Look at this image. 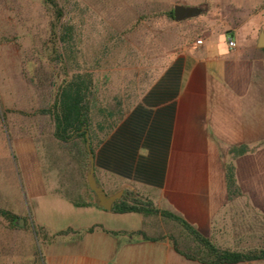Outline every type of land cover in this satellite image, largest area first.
Returning a JSON list of instances; mask_svg holds the SVG:
<instances>
[{"label": "crops", "instance_id": "1", "mask_svg": "<svg viewBox=\"0 0 264 264\" xmlns=\"http://www.w3.org/2000/svg\"><path fill=\"white\" fill-rule=\"evenodd\" d=\"M251 6L241 9L236 4V30L207 19L201 43L185 45L154 81L153 88L168 94L166 99L174 106L162 184L154 186L94 167L95 179L107 194L122 190L120 198L129 192L127 198L148 199L157 209L182 216L206 236L216 232L213 224L223 218L226 207L236 206V199L243 197L241 192L228 198L224 166L232 161L241 187L239 162L255 158L257 152L252 149L231 159L228 149L241 143L251 148L264 139V46H258L264 14L258 18L254 9L250 12ZM229 38L235 41L232 48L227 44ZM15 102L0 99V152L9 153L8 164L12 167V159L20 170L26 200L20 195L8 200L0 194V208L16 215L13 226L6 221L0 228L4 234L0 264H200L176 253L166 238L121 234L143 231L147 216L98 207L86 188L81 190L86 202L81 206L58 194V178L51 176L53 172L46 176L43 170L32 121L25 111L15 112L8 106ZM27 201L33 205L34 219L26 215ZM46 208L55 210L62 221L45 223ZM148 216L149 224L160 230L147 236L165 231L159 214ZM129 220L141 223L130 225ZM35 226L41 229L40 240Z\"/></svg>", "mask_w": 264, "mask_h": 264}, {"label": "rangeland", "instance_id": "2", "mask_svg": "<svg viewBox=\"0 0 264 264\" xmlns=\"http://www.w3.org/2000/svg\"><path fill=\"white\" fill-rule=\"evenodd\" d=\"M143 1L77 0L75 20L78 23L79 39L76 62L79 68L89 66L101 74H108L109 83H119L122 87L132 79L134 72L137 73L135 78L138 81L144 76V71L149 73L150 79H155L158 71L161 72L185 45L203 37L209 25L207 19H211L210 22L214 25L222 26L225 23L227 27L236 30V4L241 9L242 6L253 5L250 12L254 9L258 18L264 14V0H159L169 6L176 3L203 5L205 11L180 22L155 18L146 21L140 17ZM117 34L122 37L120 47L114 46ZM49 36L48 12L40 0H0V99H14L16 102L9 103L8 106L13 107L15 112L27 113L33 123V138L43 170L46 176L49 177V172H53L51 176L58 178L57 171L49 168L54 150L46 146L50 143L51 121L48 115L40 112L50 105L53 86L58 80L57 65L49 58ZM5 137L8 138L6 135ZM251 148L257 152L255 158L239 162L243 197L236 199V206L226 207L223 218L213 224L216 232H212L213 235L209 237L216 244L232 248L252 246L263 232L264 197L262 198L261 192H264V145L258 141ZM7 154L9 153L0 152L3 164L0 167V194L8 200L10 196L14 198L16 195L26 200L21 172L12 159V167L8 164ZM254 163L256 168L252 167ZM250 176H255L256 179L250 180ZM58 186L59 184L57 189ZM50 187L49 184L46 185L48 192H51ZM85 191L92 196L88 189ZM56 192L62 195V192ZM253 193L257 198L249 197ZM71 197L78 198L73 191ZM27 203L26 215L34 219L33 205L30 201ZM48 209L44 212L45 223L62 221L55 210ZM150 219L151 216L145 218L142 228L145 234L155 235L160 228L150 225ZM129 222L130 225H138L140 221ZM5 224L6 221L0 218L1 229ZM35 229L40 240L41 229L39 226H35ZM0 233V237H3L4 234ZM37 248L40 249L39 243ZM240 264H264V261Z\"/></svg>", "mask_w": 264, "mask_h": 264}, {"label": "trees", "instance_id": "3", "mask_svg": "<svg viewBox=\"0 0 264 264\" xmlns=\"http://www.w3.org/2000/svg\"><path fill=\"white\" fill-rule=\"evenodd\" d=\"M40 2L49 16V58L57 65L58 80L53 86L50 105L40 110L51 121L50 143L46 146L54 150L49 168L57 171V190L76 206L86 204L81 195L83 188L88 189L85 180L88 163L86 132L95 167L160 186L174 115V106L166 99L168 94L153 88L160 72L155 79H150L149 73L144 71L140 81L134 72L132 79L122 87L119 83H109L108 74H101L89 66L79 68L76 62L79 39L75 20L77 0ZM141 7L143 20H173V6L164 1L144 0ZM114 38V46L120 47L122 37L117 34ZM260 143L264 145V139ZM251 151L252 148L241 143L231 146L228 155L233 159ZM224 170L228 198L240 196L241 189L231 160L225 163ZM72 191L78 198L71 197ZM128 194L126 192L116 200L111 210L117 213L138 212L144 216L159 214L165 231L155 237H149L141 230L121 234H138L152 240L166 238L176 253L200 264L264 261V222L256 244L232 248L216 244L182 216L157 209L148 199L127 198ZM0 217L12 226L16 219L15 214L2 208Z\"/></svg>", "mask_w": 264, "mask_h": 264}, {"label": "water", "instance_id": "4", "mask_svg": "<svg viewBox=\"0 0 264 264\" xmlns=\"http://www.w3.org/2000/svg\"><path fill=\"white\" fill-rule=\"evenodd\" d=\"M205 7L203 5H185L176 3L173 5V20L180 22L186 19L196 17L203 13ZM258 46H264V33L260 32L258 36ZM86 138V149L88 152V163L85 174V180L87 187L92 192L94 203L103 209L109 210L112 208L114 202L120 199L122 190H118L114 193L107 194L103 187L96 181L94 176L95 158L90 150L89 146V135L85 133Z\"/></svg>", "mask_w": 264, "mask_h": 264}, {"label": "built area", "instance_id": "5", "mask_svg": "<svg viewBox=\"0 0 264 264\" xmlns=\"http://www.w3.org/2000/svg\"><path fill=\"white\" fill-rule=\"evenodd\" d=\"M197 44H200L201 43V39L198 38L196 41H195ZM227 44L230 48L234 47L235 46V41L232 39V38H229L227 40Z\"/></svg>", "mask_w": 264, "mask_h": 264}]
</instances>
